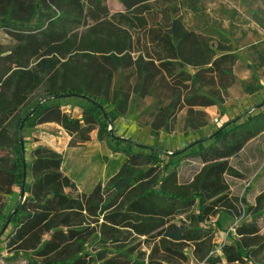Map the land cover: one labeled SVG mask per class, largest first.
Here are the masks:
<instances>
[{"label": "trees", "instance_id": "1", "mask_svg": "<svg viewBox=\"0 0 264 264\" xmlns=\"http://www.w3.org/2000/svg\"><path fill=\"white\" fill-rule=\"evenodd\" d=\"M168 1L118 0L121 11L112 14L107 0H0V28L8 29L13 42L7 52L0 48V151L5 153L0 156V238L8 230L4 244L10 255L23 256L26 264H138L130 259L133 249L118 255L104 246L89 251L90 239L117 244L125 232L162 252L170 264L186 259L182 246L210 242L203 231L212 228L205 229L204 222L218 207H229L224 181L232 173L229 160L264 133V105L256 114L246 111L225 123L184 156L165 154L166 164L153 148L123 150L118 172L89 194L79 193L62 172L59 154L39 146L26 162L21 145L22 127L55 124L69 136L70 148L95 136L111 149L120 141L111 131L125 116L129 96H134L131 104L159 99L155 78L196 85L204 72L219 80L233 76L236 58L216 57L207 40L183 28ZM186 67L198 71L191 75ZM132 79L130 91L126 84ZM71 98L78 117L59 103ZM173 159L200 166L185 187L176 167L166 171ZM15 190L17 200L5 214L4 199ZM261 203L258 198V209ZM191 207L196 211L188 215ZM214 227L221 228L218 221ZM258 233L253 224L238 227V239L219 246L225 264H264V236ZM205 264L219 261L209 258Z\"/></svg>", "mask_w": 264, "mask_h": 264}, {"label": "rangeland", "instance_id": "2", "mask_svg": "<svg viewBox=\"0 0 264 264\" xmlns=\"http://www.w3.org/2000/svg\"><path fill=\"white\" fill-rule=\"evenodd\" d=\"M168 2L177 8L179 18L186 29L193 30L199 37L207 36L211 46L215 47L219 40L229 46L230 54L238 61L234 69L231 68L235 76H225L223 80H219L217 76H201L202 84L196 85L193 82V85H189L180 79L167 81L164 78H155L154 86H160L159 99L155 102L151 97L143 104H131L134 96H129L125 116L115 122L111 131L120 141L113 142L111 149L94 137L80 147L70 148L69 136L56 125L24 126L21 131V145L26 162L30 161L29 155L33 149L39 146L47 147L62 157V172L71 177L78 192L89 194L98 184L104 187L118 172L125 160L123 150L127 148L131 152H142L137 150L136 146L159 150L163 153L160 159L166 164L170 157L168 155L180 152L184 156L186 150L193 148L198 142L208 140L212 133L244 112L247 111L248 115L257 113L264 105V97L244 99L243 93L244 85L260 87L259 79L264 82V69L257 68L259 62L257 58H253V52L250 51L256 46L264 49V43H260L259 37V32L264 28V0ZM107 6L112 14L121 11L118 0H107ZM255 22L260 27H257ZM214 33L216 36H211ZM12 46L8 29L1 28L0 48L7 52ZM248 58L255 60L253 64L246 65ZM135 83L134 79L128 80L126 89L128 87L131 91ZM223 86H226L227 90H224ZM205 101L213 105L208 108L188 107L191 103L201 105ZM59 103L63 105L62 109L73 117L80 115V109L74 99H63ZM108 130H111V127ZM4 154L0 151V156ZM172 161L175 163L167 166L166 171L169 173L173 166L176 167L179 172L178 183L184 187L200 169L197 163L188 159ZM229 167L232 173L224 177L228 187L226 204L229 207H218L204 222L205 229L212 228L210 232L203 231L210 242L202 246H182V254L186 259L175 260L170 264H205L209 258L218 259L219 264H225L219 246L238 239L235 230L242 225H256L259 236H264V134L250 142L237 157L229 160ZM17 193L18 190H15L12 196L4 199L5 214L14 206ZM258 198L262 200L259 209ZM195 211L196 208L191 207L187 214L192 215ZM215 221H218L221 227L217 231L214 227ZM186 226L193 227L188 221ZM6 234L8 230H5L4 236L0 238V264H26L23 256H12L5 250ZM119 238L117 244H103L97 238L90 239L89 251L104 246L109 254L118 255L126 249H133L130 259L136 260L138 264H169L163 261L162 252L154 253L153 246L142 244V238L125 232Z\"/></svg>", "mask_w": 264, "mask_h": 264}, {"label": "crops", "instance_id": "3", "mask_svg": "<svg viewBox=\"0 0 264 264\" xmlns=\"http://www.w3.org/2000/svg\"><path fill=\"white\" fill-rule=\"evenodd\" d=\"M256 23V22H255ZM256 26L257 27H260L259 25H258V23H256ZM183 28L186 30V31H190V32H192V33H194V34H196V35H198L196 32H194L193 30H189V29H186L184 26H183ZM264 31V28H262V30L259 32V37H260V43L262 42V43H264V40H263V36H262V32ZM211 36H216V33H214V34H211ZM201 37H203L205 40H207V38L204 36V35H201ZM209 39V38H208ZM207 42H208V40H207ZM209 43V45H210V47H211V49H213V50H215V53H216V57H220V56H222V55H225V54H230L231 52H230V48H229V46L228 45H225V44H223L222 42H220V40H219V42H216V46L214 47L213 45L211 46V43L210 42H208ZM224 48L225 49V51H219V49H221V48ZM250 51H251V53L253 54V58L254 59H256L257 58V60H258V62H259V65L257 66V68L259 67V68H261L260 70H262V69H264V49H260L259 48V46H256V47H254V48H251L250 49ZM246 53V52H245ZM248 53H250V52H248ZM232 55V54H231ZM255 55H257V56H255ZM255 61V60H254ZM254 61H251V58H248V61L246 62V65H251V64H253V62ZM236 62H238V61H236ZM236 62H235V65H236ZM234 65V66H235ZM234 66L232 67V70L234 69ZM209 67V66H208ZM184 71L186 72V73H189V74H191V75H193V74H195L197 71H198V69H194V68H191V67H186V68H184ZM231 74H232V71H231ZM233 76H235V74L233 73L232 74ZM203 76H214V74H211V73H208V72H204L203 73ZM264 76V75H263ZM245 79V78H244ZM247 79V78H246ZM263 79H264V77H263ZM259 84H260V87L259 86H255V87H253L252 85L251 86H249V85H244L245 86V90H244V99H249V98H251V99H253V97H264V82L262 81V79H259V82H258ZM224 87V86H223ZM223 90V89H222ZM225 90H227V87L225 86ZM224 91V90H223ZM148 99H150V97H148L147 99H145L144 101H146V100H148ZM188 107H190V108H192V107H202L200 104H194V103H191L190 104V106H188ZM208 108V107H207ZM47 125H50V124H47ZM52 125H55V124H52ZM57 126V125H56ZM57 127H59V126H57ZM60 128V127H59ZM61 129V128H60ZM264 133H262L261 135H263ZM260 135V136H261ZM260 136H258V137H260ZM95 139H96V137L95 136H93ZM257 137V138H258ZM257 138H255V139H257ZM93 138H91V140H92ZM254 139V140H255ZM70 140V139H69ZM90 140V141H91ZM97 140V139H96ZM254 140H252V141H254ZM252 141H250V142H252ZM249 142V143H250ZM248 143V144H249ZM247 144V145H248ZM246 145V146H247ZM246 146H245V148H246ZM244 148V149H245ZM243 149V150H244ZM242 150V151H243ZM63 165V164H62ZM65 175H67V174H65ZM70 179H71V177L69 176V175H67ZM72 180V179H71ZM73 181V180H72ZM74 182V181H73ZM94 188V187H93ZM93 188H92V190H93ZM91 190V191H92ZM90 191V192H91ZM79 193H82V192H79ZM86 194V193H85Z\"/></svg>", "mask_w": 264, "mask_h": 264}, {"label": "water", "instance_id": "4", "mask_svg": "<svg viewBox=\"0 0 264 264\" xmlns=\"http://www.w3.org/2000/svg\"><path fill=\"white\" fill-rule=\"evenodd\" d=\"M44 101V100H43ZM42 101V102H43ZM41 102V103H42ZM23 164H24V161H23ZM24 183H25V173L23 174V182H22V184L24 185ZM21 197H22V195H21ZM16 210H14V212H15ZM6 227H7V224L3 227V230L1 231V234L4 232V230L6 229Z\"/></svg>", "mask_w": 264, "mask_h": 264}, {"label": "built area", "instance_id": "5", "mask_svg": "<svg viewBox=\"0 0 264 264\" xmlns=\"http://www.w3.org/2000/svg\"><path fill=\"white\" fill-rule=\"evenodd\" d=\"M0 31H1V28H0ZM262 36H263V40H264V31L262 32ZM215 122H218L217 119H214Z\"/></svg>", "mask_w": 264, "mask_h": 264}]
</instances>
